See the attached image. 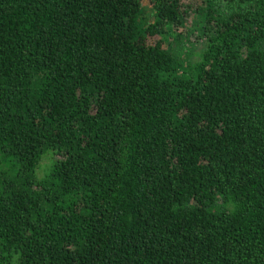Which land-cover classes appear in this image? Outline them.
Instances as JSON below:
<instances>
[{
  "label": "trees",
  "instance_id": "trees-1",
  "mask_svg": "<svg viewBox=\"0 0 264 264\" xmlns=\"http://www.w3.org/2000/svg\"><path fill=\"white\" fill-rule=\"evenodd\" d=\"M0 264H264V0H0Z\"/></svg>",
  "mask_w": 264,
  "mask_h": 264
},
{
  "label": "rangeland",
  "instance_id": "rangeland-1",
  "mask_svg": "<svg viewBox=\"0 0 264 264\" xmlns=\"http://www.w3.org/2000/svg\"><path fill=\"white\" fill-rule=\"evenodd\" d=\"M147 7L144 8V10H145V14H146L147 18L149 19L150 18V15H149L150 9H149V7L148 8Z\"/></svg>",
  "mask_w": 264,
  "mask_h": 264
}]
</instances>
